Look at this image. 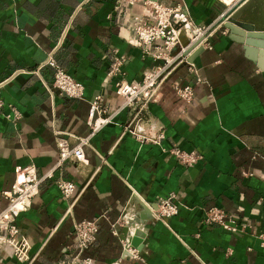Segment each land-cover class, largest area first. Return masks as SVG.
Masks as SVG:
<instances>
[{
    "label": "crops",
    "instance_id": "1",
    "mask_svg": "<svg viewBox=\"0 0 264 264\" xmlns=\"http://www.w3.org/2000/svg\"><path fill=\"white\" fill-rule=\"evenodd\" d=\"M160 1L180 3L194 23L209 26L211 46L191 61L178 60L145 104L127 105L107 70L119 56L124 77L139 79L153 63L134 43L141 4L0 0V209L16 166L32 163L42 178L30 207L17 217L31 244L27 264H65L76 247L73 222L82 218L99 224L85 250L93 264L116 257L124 264H264V247L254 235L264 226V69L223 26L226 14L246 0ZM252 10L249 5L246 11ZM50 53L82 82L83 98L53 86ZM174 82L192 84L189 104L174 92ZM96 93L108 120L93 131L87 115ZM12 107L21 114L16 120L6 115ZM138 119L160 130L158 143L130 132ZM55 129L69 133L72 144L87 138L86 163L59 160ZM171 146L196 150L199 158L184 165ZM60 178L75 183L67 198L56 185ZM169 192L179 203L177 214L152 217L158 198ZM210 205L251 227L233 233L205 224L203 209ZM130 233L137 237L135 243L131 237L136 258L123 256L120 239ZM0 264L25 263L4 248Z\"/></svg>",
    "mask_w": 264,
    "mask_h": 264
},
{
    "label": "built area",
    "instance_id": "2",
    "mask_svg": "<svg viewBox=\"0 0 264 264\" xmlns=\"http://www.w3.org/2000/svg\"><path fill=\"white\" fill-rule=\"evenodd\" d=\"M118 7L121 2L128 4H141L140 12L134 17V43L144 56H148L153 63L143 67L139 79H126L122 68L123 59L114 56L107 70L108 77H116L115 90L124 97L127 105L135 101L145 104L149 101L159 84L178 61L186 57L183 51L193 42L203 47H210L209 36L212 30L209 26L194 23L189 16L188 10L180 3H164L160 0H114ZM183 39L188 41L183 44ZM46 64L53 67V86L59 91L72 98L84 97V85L63 69L50 53ZM191 66V65H190ZM174 92L189 104L193 98V86L190 82H174ZM7 112V117L18 119L21 114L15 108ZM105 112L103 96L96 93L89 103L87 122L92 130H97L108 118L103 117ZM130 132L141 141L158 143L162 138L160 130H154L152 126L143 125L136 120L129 128ZM55 142L60 161L76 159L87 162L83 145L87 138H79L74 144L69 142L67 133L61 129H55ZM170 152L184 165L194 164L199 153L196 150H184L178 146H171ZM244 174H247L244 172ZM41 176L37 174L36 167L32 163L15 167V177L8 189L3 190L2 195L6 199L5 206L0 209V251L4 248L11 250V255L16 262L27 264L30 259V241L21 231L17 224V217L31 205L32 197L38 192ZM62 197H69L75 190V183L69 179L60 178L56 181ZM179 203L175 200L172 192L158 198L157 208L152 210V217L164 218L177 214ZM205 224L216 225L233 233H243L249 230L251 224L226 211L217 205H210L203 209ZM116 223L113 224L112 232L118 235ZM96 218H82L73 222V233L76 239L74 252L70 254L65 264H93L92 257L85 250L92 244L98 231ZM260 246L264 247V226L254 231ZM132 234H128L121 240L124 250L123 256L136 258L138 251L131 244ZM108 264H124L122 257H116Z\"/></svg>",
    "mask_w": 264,
    "mask_h": 264
},
{
    "label": "water",
    "instance_id": "3",
    "mask_svg": "<svg viewBox=\"0 0 264 264\" xmlns=\"http://www.w3.org/2000/svg\"><path fill=\"white\" fill-rule=\"evenodd\" d=\"M251 5L252 13L246 10ZM223 26L229 30V37L242 44L244 54L264 69V2L262 0H246L226 14ZM188 41L183 39V44ZM193 42L184 51L186 61H191L193 54L203 49V46ZM128 231V227L124 226ZM137 241L136 235L132 242Z\"/></svg>",
    "mask_w": 264,
    "mask_h": 264
},
{
    "label": "bare ground",
    "instance_id": "4",
    "mask_svg": "<svg viewBox=\"0 0 264 264\" xmlns=\"http://www.w3.org/2000/svg\"><path fill=\"white\" fill-rule=\"evenodd\" d=\"M225 2H227V3H229V2H231L232 0H224Z\"/></svg>",
    "mask_w": 264,
    "mask_h": 264
}]
</instances>
